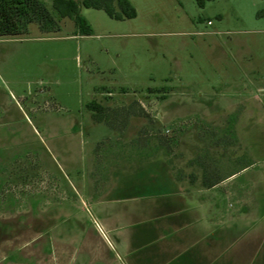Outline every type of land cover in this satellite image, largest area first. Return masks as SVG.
I'll use <instances>...</instances> for the list:
<instances>
[{"label": "rangeland", "instance_id": "374dc122", "mask_svg": "<svg viewBox=\"0 0 264 264\" xmlns=\"http://www.w3.org/2000/svg\"><path fill=\"white\" fill-rule=\"evenodd\" d=\"M130 1L125 20L82 6L92 35L0 36V264L117 258L97 196L125 171L236 173L224 189L264 215V0ZM92 100L132 112L115 130Z\"/></svg>", "mask_w": 264, "mask_h": 264}, {"label": "crops", "instance_id": "0c3cea01", "mask_svg": "<svg viewBox=\"0 0 264 264\" xmlns=\"http://www.w3.org/2000/svg\"><path fill=\"white\" fill-rule=\"evenodd\" d=\"M160 162L171 163L148 165ZM135 172H122L97 196L100 219L122 250L105 264H264V215L251 217L248 193L224 189L236 173L172 169L157 173L160 183L156 173L144 183ZM205 177L222 181L206 186Z\"/></svg>", "mask_w": 264, "mask_h": 264}, {"label": "trees", "instance_id": "16d2710c", "mask_svg": "<svg viewBox=\"0 0 264 264\" xmlns=\"http://www.w3.org/2000/svg\"><path fill=\"white\" fill-rule=\"evenodd\" d=\"M209 1L211 0H196L201 8H204ZM82 6L103 10L111 18L117 20L133 19L137 16V10L130 0H52L53 10L43 0H0V36L29 33L33 24H37L43 32L59 31L62 27L61 21L63 18L74 20L77 27L76 34L92 35L93 30L90 23L81 14ZM135 104H139V102H135ZM88 107L92 112V120L95 123H104L115 130L119 129L115 126L112 116L116 118L121 111H124L122 117L125 123L128 115L132 112L125 109L113 110L117 114L112 115V110L97 100H92ZM140 111L138 115L147 116L143 107H140ZM161 145L167 146L163 143ZM202 168L205 173L211 172L208 165L202 164ZM221 181L222 179L212 181L208 177L204 178L206 186H213Z\"/></svg>", "mask_w": 264, "mask_h": 264}, {"label": "built area", "instance_id": "2783aa9c", "mask_svg": "<svg viewBox=\"0 0 264 264\" xmlns=\"http://www.w3.org/2000/svg\"><path fill=\"white\" fill-rule=\"evenodd\" d=\"M209 23H211V22H209Z\"/></svg>", "mask_w": 264, "mask_h": 264}]
</instances>
